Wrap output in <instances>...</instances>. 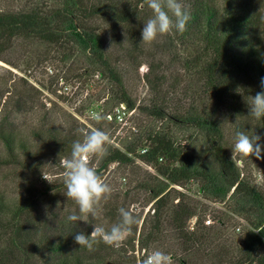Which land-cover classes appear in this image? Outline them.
Returning a JSON list of instances; mask_svg holds the SVG:
<instances>
[{"label": "trees", "instance_id": "1", "mask_svg": "<svg viewBox=\"0 0 264 264\" xmlns=\"http://www.w3.org/2000/svg\"><path fill=\"white\" fill-rule=\"evenodd\" d=\"M182 2L190 19L183 34L174 31L172 41L191 50V55L183 60L193 82L187 108L177 107L173 111L164 99L139 107L138 110L161 122L162 127L146 137L135 138L123 149L110 148L96 168L102 178L111 165L131 166L138 160L155 170L156 175L149 174L142 183L153 203L154 227L146 235V220L139 234L137 219L125 242L130 250L116 252L114 247L101 242L89 251L75 243L74 237L80 232L90 235L93 225L69 222L67 217L72 210L50 213L43 209L46 198L64 185H46L43 191L29 186L17 204L0 189V229L8 234L6 244L0 239V264H125L124 259L130 251H136L137 243L141 251L158 244L165 224L172 227L173 236L182 241L190 256L196 246L210 238L201 222L194 231L187 230V221L195 213L184 206L186 194L176 187L188 189L190 185L198 186L203 199L226 204L230 213L246 222L240 234L239 256L228 264H264V158L251 157L261 165L263 183L258 184L250 169L252 163L232 159V150L225 140L226 121L231 120L236 122V132H255L264 144V119L249 116L247 103L250 96L262 91L264 0ZM48 3L27 4L18 11L0 9V59L19 39L39 40L79 53L86 56L100 77L117 87L111 100L129 111L136 110L137 104L126 91L110 56V43L123 37L136 47L143 43V12L150 10L145 0ZM146 79L150 88L160 94L164 86L161 78L150 80L148 75ZM9 97L11 94L4 103L5 110L25 104L22 97L13 102ZM2 102L0 97V106ZM173 126L196 131L207 146L206 152L180 143L171 132ZM11 128L8 121L0 125V140L6 151L5 157L0 155V167H25L23 155L30 153L29 146ZM33 137L49 142L62 158L70 157L73 141L82 139L77 129L65 133L48 129L35 132ZM177 199L180 201L175 205ZM190 259H183L182 263L189 264Z\"/></svg>", "mask_w": 264, "mask_h": 264}, {"label": "rangeland", "instance_id": "2", "mask_svg": "<svg viewBox=\"0 0 264 264\" xmlns=\"http://www.w3.org/2000/svg\"><path fill=\"white\" fill-rule=\"evenodd\" d=\"M48 2L49 0H0V9L18 11L27 4L48 5ZM151 15V9H145L142 22ZM173 38L174 31L158 37L152 44L142 43L139 47L128 42L125 37L121 41H111L110 56L119 70L126 91L137 104L134 111H129L125 106H117L111 100L117 87L100 77L86 56L67 52L39 40L19 39L15 42L14 48L0 59V97L3 99L0 106V125H5L8 121L20 140L29 146L30 153L23 155L25 167H0V189L13 204L22 201L23 193L29 186L43 191L46 185H64V169L60 160L65 157L62 158L49 142L35 139V132L55 129L65 133L71 129L99 128L109 134L110 142L105 146L108 152L110 148L123 149L135 138L146 137L162 127L161 122L138 110L139 107L164 99L170 103L173 111L177 107L187 108L192 96L193 82L183 67V60L191 55V50L180 47L172 41ZM148 75L150 80L161 78V85L164 86L160 94L150 88L146 79ZM10 94L12 102L22 97L25 104L5 110L3 106ZM118 110L124 114L122 122L115 118ZM109 114L113 121L107 118ZM225 126V140L232 150L236 122L226 121ZM171 132L183 145L197 152H206V144L193 129L181 130L173 126ZM0 155L6 156L1 140ZM104 158L105 156L90 157V165L96 169ZM235 158L252 163L250 169L253 176L258 184L263 183L259 162L253 161L251 157L241 158L237 155ZM149 167L139 160L131 166L111 165L103 178L112 187V195L107 201H101L97 217L89 216L88 221H83V224H104L110 227L118 221V210L123 207L140 219L139 234L144 222L148 220L145 228L147 235L154 227V211L148 192L142 189V183L149 174L156 175L155 170ZM176 188L186 194L184 206L195 213L187 221V230L194 231L201 222L210 233V238L196 246V250L189 256L185 253L182 241L173 236L172 227L165 224L161 241L142 251L137 243L136 251H130L124 259L125 264H140L146 258V253L156 249L172 255L175 264H183V259L190 258L192 260L190 259L189 264H228L237 258L240 234L246 222L230 213L226 204L203 199L198 186L190 185V191L187 188ZM65 191V186L53 191L46 198L43 209L50 213H64L68 210L78 213V206L67 199ZM179 201L177 199L174 204L177 205ZM208 220H211V224H208ZM3 233L4 230L0 229L1 243L6 244L8 234ZM125 242L126 240L119 248L114 247V250H130L131 246H127Z\"/></svg>", "mask_w": 264, "mask_h": 264}, {"label": "clouds", "instance_id": "3", "mask_svg": "<svg viewBox=\"0 0 264 264\" xmlns=\"http://www.w3.org/2000/svg\"><path fill=\"white\" fill-rule=\"evenodd\" d=\"M145 3L151 9L152 15L143 23L141 42L152 44L158 37L173 31L183 34L187 30L190 13L182 0H145ZM261 89L262 91L247 100L249 116L255 120L264 119V78L261 79ZM78 131L82 139L73 141L70 157L60 160V165L64 169L63 179L66 189L64 195L74 201L79 209L78 214L74 210L67 217V220L73 223L87 222L89 216L96 218L101 201H107L113 192L112 187L89 162L90 157L107 155L105 146L110 142L109 134L95 127ZM261 140L262 137L255 132L249 135L245 131H237L232 147V159L237 155L241 158L252 156L257 159L264 158V144L260 142ZM44 179L48 180L45 176ZM118 213V221L110 227L94 224L90 235L83 232L75 234V243L89 251L101 242L115 248L121 247L132 234L133 226L138 220L132 211L123 207ZM140 264H175V261L172 255L156 249L146 253V258L142 259Z\"/></svg>", "mask_w": 264, "mask_h": 264}, {"label": "built area", "instance_id": "4", "mask_svg": "<svg viewBox=\"0 0 264 264\" xmlns=\"http://www.w3.org/2000/svg\"><path fill=\"white\" fill-rule=\"evenodd\" d=\"M123 115H124V114H123L120 110H118L117 113L115 114V118H116L117 120H119L120 122H122L123 119H124V118H123ZM107 118H108L110 121H113L112 115L109 114V115L107 116ZM115 121H116V120H115ZM141 153H142V154L146 153V149H145V150H142ZM149 169L152 170V167H149ZM208 224H211V220H208Z\"/></svg>", "mask_w": 264, "mask_h": 264}]
</instances>
